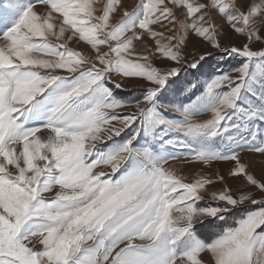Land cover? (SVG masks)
<instances>
[{
    "label": "snow or ice",
    "instance_id": "1",
    "mask_svg": "<svg viewBox=\"0 0 264 264\" xmlns=\"http://www.w3.org/2000/svg\"><path fill=\"white\" fill-rule=\"evenodd\" d=\"M0 264H264V0H0Z\"/></svg>",
    "mask_w": 264,
    "mask_h": 264
},
{
    "label": "rangeland",
    "instance_id": "2",
    "mask_svg": "<svg viewBox=\"0 0 264 264\" xmlns=\"http://www.w3.org/2000/svg\"><path fill=\"white\" fill-rule=\"evenodd\" d=\"M137 2V0H128V3L130 5H133ZM161 31H163L164 29H159ZM225 36H224V43L225 45H233V46H237L239 47L241 44H243L245 42L244 38L243 37H238L234 34H229L227 32V26H225ZM70 47H73L75 48L76 50H81L83 51L85 54H90L89 52V48L88 46H86L83 42L81 43H75V42H72L69 44ZM137 49H140L141 48V45L137 42ZM193 47V45L190 43L189 44V48L191 49ZM252 47L254 49H259L261 47L260 43L257 42L255 44L252 45ZM195 48L197 50H205L207 48V46L203 43H199L197 42L195 44ZM218 56H220L217 52H215L213 50V57L212 58H218ZM233 63L231 64V66H227V67H218L217 70L215 71L217 74L220 73L221 71L223 72H228L233 66ZM211 78V76H207V75H204L201 77V81L205 82V81H208L209 79ZM125 83H129L128 81H125ZM129 91L131 92V96H128V95H125V94H122V95H125V98L126 99H129L131 100L132 99V96H136L138 95V93L135 91V90H131L129 89ZM130 111H134V108H127V109H123L122 112L124 113H127V112H130ZM179 114L178 113H173L172 114V117L171 118H178ZM123 137H126L127 136V130L124 134H122ZM160 137H163L164 139H168V138H171L172 137V134H167L165 135L163 132H161L159 134V137L157 138L156 141H154V145L156 148H159L160 147V144L162 143V140L160 139ZM116 139H120V138H116ZM170 151H176L177 153H180V152H183L184 150L183 149H169ZM242 158L245 160V161H248V160H259L258 157L254 156V155H251L249 153H242ZM172 164L179 170H182L183 173L188 177V180L191 181L192 179L195 178L196 174L197 173H203V174H210V173H221V174H224L225 176L228 175V170L229 168L231 167V164L228 163V162H215L210 168L208 167H203L201 166L200 164H186L184 161H174L172 162ZM256 171V175L258 177H260L261 173H260V170L259 168L257 167L255 169ZM229 185L233 188V190H235L237 187H240V186H243V181L242 180H229ZM216 189H219L221 188V185L220 184H217L215 186ZM252 207H255V206H252ZM205 259H208L207 256H205Z\"/></svg>",
    "mask_w": 264,
    "mask_h": 264
},
{
    "label": "trees",
    "instance_id": "3",
    "mask_svg": "<svg viewBox=\"0 0 264 264\" xmlns=\"http://www.w3.org/2000/svg\"><path fill=\"white\" fill-rule=\"evenodd\" d=\"M211 68L213 71H216L218 67H227V66H231L232 62H225L224 60L221 59L220 56H218V58H212L211 61ZM234 66V65H232ZM207 76H211L210 73L209 74H206ZM199 83H203V81H200L198 82ZM199 94V92L197 93ZM194 98V97H193ZM229 223H231V220L229 221Z\"/></svg>",
    "mask_w": 264,
    "mask_h": 264
}]
</instances>
